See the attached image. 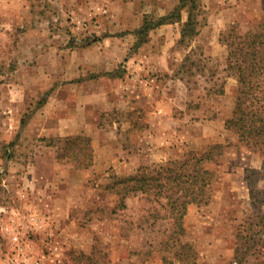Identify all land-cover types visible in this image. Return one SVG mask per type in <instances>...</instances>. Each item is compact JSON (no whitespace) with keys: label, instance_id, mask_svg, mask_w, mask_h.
<instances>
[{"label":"rangeland","instance_id":"374dc122","mask_svg":"<svg viewBox=\"0 0 264 264\" xmlns=\"http://www.w3.org/2000/svg\"><path fill=\"white\" fill-rule=\"evenodd\" d=\"M175 2L27 0L1 8L0 264H182L177 246L158 244L169 230L158 205L131 195L127 208L112 212L119 199L111 187L137 168L214 144L221 147L207 163L217 178L213 196L188 205L184 252L197 253L194 264H264V154L241 145L225 126L237 83L226 70L222 40L233 25L245 31L264 23V0H198V38L179 42L180 23L136 32ZM103 48L112 51L104 56L110 64L119 63L100 79L108 101L99 104L82 96L91 86L71 83L92 79L96 72L85 66ZM173 50L186 52L174 71L165 66ZM139 51L147 54L143 69L133 66ZM75 114L88 131H102L95 148L117 143L127 151L111 162L116 166L74 173L89 159L86 144L63 140L81 135ZM155 124L164 140L148 138L138 147Z\"/></svg>","mask_w":264,"mask_h":264},{"label":"trees","instance_id":"16d2710c","mask_svg":"<svg viewBox=\"0 0 264 264\" xmlns=\"http://www.w3.org/2000/svg\"><path fill=\"white\" fill-rule=\"evenodd\" d=\"M198 0H178V4L160 16L157 21L144 19L137 33L146 35L149 28L174 21H181V11L187 12L186 19L180 23V41L190 39L198 33L195 10ZM221 40V39H219ZM223 44L226 46V70L236 79L234 104L230 116L225 120L226 128L232 130L237 141L247 149L264 154V23L255 28L239 31L233 25L223 33ZM186 60V57L185 59ZM75 139L88 146V162L76 165L86 168L91 164V146L84 135L65 136V142ZM89 141V139H88ZM221 147L210 145L201 153H187L182 159L154 165L150 169L137 168L126 177H116L111 187L118 196L116 208H127L125 198L141 195L142 198L158 205L162 210L161 218L166 219L168 232L159 239L162 249L177 246L179 252L175 257L182 264H194L197 253L186 254L189 247L183 240L185 236L184 217L190 204H207L214 191L216 174L207 167L213 161L214 153ZM80 147L76 153H82ZM59 155H57V160ZM157 215L159 211L157 210ZM190 248V247H189ZM181 257V258H180ZM163 261H166L162 257Z\"/></svg>","mask_w":264,"mask_h":264},{"label":"crops","instance_id":"0c3cea01","mask_svg":"<svg viewBox=\"0 0 264 264\" xmlns=\"http://www.w3.org/2000/svg\"><path fill=\"white\" fill-rule=\"evenodd\" d=\"M13 1H15V5L19 6V8H21L24 4L27 3V0H0V10L4 6H10V5L12 6L13 5V3H12ZM177 4H178V0H176V2L173 4V6L170 9H168L164 13H161V15L167 14L168 12L173 10V8ZM185 19H182V16H181V21L167 22V23H163V24L157 25L155 27L157 28V27L163 26L165 28H169L170 26H172L174 24L179 25V23H181ZM143 22H144V19L142 20L140 26L143 24ZM197 34L194 36L195 38H198L199 35H200V34L199 35H197ZM177 40L180 42V28H179V37H178ZM139 52H140L139 53V59H138L139 63L138 62L136 64L133 63V66H134V68L138 67L140 69H143V67L145 66V62H147V59H146L147 54L146 53H142V51H139ZM110 53H112V51L110 49H106V48H103L102 50L99 49L100 58L97 59L96 61H93L95 63H89L88 65L85 66L86 68H90V69H92L93 71L96 72L95 74L91 75L92 79H90V81L85 79V78H78L75 82L71 83L73 86H78V87H81V88H85L87 86H91L89 91H87L86 94H82V96L85 95L88 98H93L92 101L93 102H97L99 104L106 103L108 101V97H107L108 96V92L105 90V88L102 85L104 81H101L100 79L102 78V75H104V74H109L110 75V73H112V71L115 68H117L118 63H119V61H117V60H115V62H112L111 64H110V61L108 62V58H105L104 56L109 55ZM123 56L127 57L126 53ZM132 56L133 55L130 54L129 57H128L130 62H134V60H136V58L132 59L131 58ZM134 56H135V54H134ZM185 56H186L185 50L184 51L183 50H176V51L173 50L168 55V57H167L168 58V62H167V64H165V66L167 65L169 67V70H173L174 71V70H176V68L179 65L182 64V62L185 59ZM159 64L162 65V63H159ZM157 67H158V65H157ZM155 70H158V68L155 69ZM77 71H79V73H77L76 77L84 76L85 72L83 70H77ZM141 82H142V80H141ZM89 83H90V85H89ZM56 85H57L56 88H60V86L63 85L62 81L60 83L56 84ZM49 86H51V85H49ZM141 86L142 85L140 83V87ZM122 87H123V85H122ZM230 87L231 86H229L227 88H230ZM116 88H119V87H116ZM235 91H236V88H235V90H234V88L231 89V93H234ZM79 95H81V94H79ZM55 96L58 97V96H61V95H58V93H55ZM59 99L60 100H57V102L62 103L63 98H59ZM83 101H85V100H83ZM86 101H88V100H86ZM93 102H90V103H93ZM85 103H89V102H85ZM154 112H155L156 116L162 117V116H160V114L163 113V111L161 109H159V110L157 109V112L156 111H154ZM74 119L76 121L75 122L76 133H80L81 135L87 136L89 141H90V143H91V149L93 150L92 151V162L90 164L91 167L89 169L88 168L87 169L86 168H83V169H77L76 168L74 170V173L76 175L81 173V172L89 174L93 170H95L98 167H100V164L103 167H106V168L107 167L109 168L111 166L112 167L116 166L115 164H112L111 162L114 161V160H115V162H118L119 158L121 157V155L124 154L125 152H127V151H125L123 146H118L117 147V143H116L115 146L111 147L109 151H107L106 149H102V150L100 149L99 150V149L95 148L97 146V144H96L97 138L101 137L102 134H103L102 131H99L97 129H93V130H89L88 131V128L84 127L85 124L82 122L83 118H82L81 114H75ZM154 126H155L154 127L155 131H153L152 134L149 132V133H147V135H144L142 138H140L141 143H139L138 147L143 146L145 143H147L148 142L147 141L148 138H151V139H156L157 138V140H159L158 138L160 137V140H164L162 135L158 134V132L156 131L158 129L157 125L155 124ZM67 132L68 131H65L63 133L65 134ZM107 155H108L109 158H105ZM119 163H121V162H119Z\"/></svg>","mask_w":264,"mask_h":264}]
</instances>
